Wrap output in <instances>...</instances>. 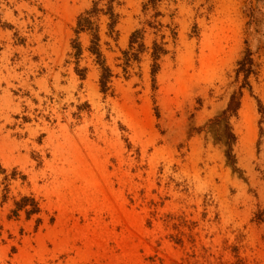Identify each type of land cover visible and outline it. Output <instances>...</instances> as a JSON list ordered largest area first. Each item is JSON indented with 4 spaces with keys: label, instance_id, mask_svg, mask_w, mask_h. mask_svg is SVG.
Returning a JSON list of instances; mask_svg holds the SVG:
<instances>
[{
    "label": "rangeland",
    "instance_id": "rangeland-1",
    "mask_svg": "<svg viewBox=\"0 0 264 264\" xmlns=\"http://www.w3.org/2000/svg\"><path fill=\"white\" fill-rule=\"evenodd\" d=\"M97 1L0 0V264H264V4L118 0L103 93L89 36L72 48Z\"/></svg>",
    "mask_w": 264,
    "mask_h": 264
},
{
    "label": "trees",
    "instance_id": "trees-1",
    "mask_svg": "<svg viewBox=\"0 0 264 264\" xmlns=\"http://www.w3.org/2000/svg\"><path fill=\"white\" fill-rule=\"evenodd\" d=\"M101 0H98L97 2H93V5L90 10L85 11L81 15L78 16L76 21V27L74 30L75 39L73 40L72 48L74 50V59L76 60V66L77 62L80 59L83 49L79 42V36L80 34H86L89 36V46H88V52L91 56L95 59V64L98 66L100 76H99V86L101 92H106L107 86L112 78V72L109 69V67L106 65L105 58L103 57L101 51H100V37H99V27L94 22V19L98 17L99 14H102L103 16L107 17L109 22L107 24V28L109 33H113L114 28L117 24V15L114 13L113 4L116 3L118 0H107L106 8L104 10L98 9V3ZM258 3H263L264 0H256ZM151 4H155V0H149ZM255 16V12L253 13ZM251 15L250 18H254V16ZM142 33L140 31H135L130 35L129 38V51L123 52V57L125 60V65H128L129 59L132 58L135 61H138V55L143 53L144 47L143 44H138L141 41ZM135 45H138L136 49V53L131 54L130 51L133 50V47ZM166 51L158 46L156 43L152 44L151 47V59L153 61V66L151 68V76L154 78L156 72L158 71V64L157 61L160 59L161 55H165ZM75 73L80 76V78H84V71H79L78 69H75ZM236 74H243V82L244 85L247 86V80L251 74H254V64L252 60V55L249 51L245 53L244 58L238 63V70L236 71ZM241 94L239 95V97ZM239 97L232 95L230 98V101L227 105V108L225 111L221 113V116L219 118L214 119V123H217L219 121L224 122V129H225V135L226 139L232 140L233 135L231 134L228 118L230 115L235 114L236 111L239 108ZM30 205V210H26L27 205ZM24 211L26 214V217L29 219L31 215L39 213L37 204L33 201V199L29 198H22L19 202L15 203V209L12 211L14 216H18V213Z\"/></svg>",
    "mask_w": 264,
    "mask_h": 264
}]
</instances>
